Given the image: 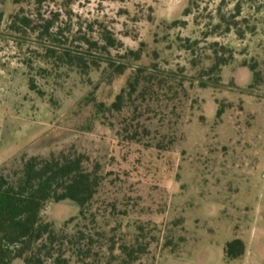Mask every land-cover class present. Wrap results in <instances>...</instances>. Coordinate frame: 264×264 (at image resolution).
<instances>
[{
    "label": "rangeland",
    "instance_id": "1",
    "mask_svg": "<svg viewBox=\"0 0 264 264\" xmlns=\"http://www.w3.org/2000/svg\"><path fill=\"white\" fill-rule=\"evenodd\" d=\"M64 1L0 0V174L61 153L99 167L86 219L71 201L41 213L56 231L99 234L85 264H117L118 251L108 248L136 236L148 248L134 264H264V85L249 89L248 69L264 61V0ZM14 14L31 26L10 28ZM47 22L50 37H39ZM104 35L121 44L106 56L141 50L129 64L168 73L192 76L215 53L230 58L222 86L184 84V97L168 85L172 92H160L135 121L127 109L109 112L133 72L104 77L100 52L87 45L105 46ZM51 44L89 50L99 63L58 64ZM234 241L243 253L229 260L224 249ZM65 258L75 264L71 253Z\"/></svg>",
    "mask_w": 264,
    "mask_h": 264
},
{
    "label": "trees",
    "instance_id": "2",
    "mask_svg": "<svg viewBox=\"0 0 264 264\" xmlns=\"http://www.w3.org/2000/svg\"><path fill=\"white\" fill-rule=\"evenodd\" d=\"M40 2V0H37ZM72 0H65L63 5H67ZM121 1V0H112ZM14 5L17 0H14ZM13 25L30 27L31 21L26 17L11 15ZM3 16L0 13V25ZM224 23V18H220ZM51 23L47 22L41 26L43 31L39 37H50L48 30ZM52 38V37H51ZM242 39V35H238ZM56 42L55 38H52ZM102 41L105 46H98L97 43L87 42L90 50L100 52L99 62L105 63L107 73L104 75L110 78L114 75H122L125 70L131 68L132 76L128 79L126 86L115 97L110 104L108 111L120 113L127 109L133 114L131 121L139 119L143 109L149 108V104L158 100V94L164 90L165 94L172 92L177 85L186 97L187 84L189 89L196 85L200 89L221 87L219 73L221 68L229 62L224 56L211 58L212 64L207 68H200L194 75L186 76L175 72H164L156 68L155 65L140 66L131 65L129 61L135 63L142 58V51L129 52L120 57L119 61L106 56L108 49L120 48L121 44L109 36H103ZM186 48V47H185ZM189 46L186 49H191ZM224 51V48H221ZM89 50L80 48L68 49L51 44L47 52L61 65L76 67L81 69L88 63L92 66L98 65L94 56L87 54ZM227 53L230 51L225 50ZM264 53V48H263ZM90 60L85 62V58ZM195 66V62H191ZM248 69L252 74V83L249 89L259 88L264 85V61L257 65H249ZM97 113H102L103 105H96ZM222 110L217 112L220 116ZM131 140H136L135 135ZM167 145H171L172 140H168ZM158 150H165L164 142H159L156 146ZM101 176L99 167L96 164H89L84 155L59 154L49 158L29 157L23 159L19 170H15L8 175L0 174V264H12L16 260H21L24 264H68L71 258H65L66 253H71L75 259V264H85V260L90 257V250H94L96 244L93 236H98L97 232L84 233L81 230L74 234H67L63 230L56 231L53 224L45 222L41 218V213L48 203H59L71 201L78 206V219H86L88 208L99 188ZM69 222H66L68 224ZM110 242V241H108ZM147 244L139 241L136 236L130 243H121L115 249L112 244L108 250L118 251V256L111 258L117 264H134L139 258L147 253ZM243 253V246L240 241L227 244L224 249L225 257L229 260L237 259Z\"/></svg>",
    "mask_w": 264,
    "mask_h": 264
}]
</instances>
